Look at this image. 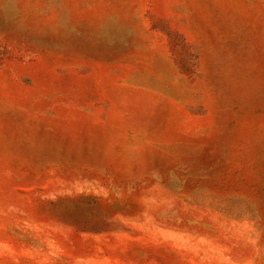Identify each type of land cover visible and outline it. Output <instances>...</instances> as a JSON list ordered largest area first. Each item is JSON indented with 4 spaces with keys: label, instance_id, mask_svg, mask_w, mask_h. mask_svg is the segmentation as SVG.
Listing matches in <instances>:
<instances>
[{
    "label": "rangeland",
    "instance_id": "374dc122",
    "mask_svg": "<svg viewBox=\"0 0 264 264\" xmlns=\"http://www.w3.org/2000/svg\"><path fill=\"white\" fill-rule=\"evenodd\" d=\"M0 264H264V0H0Z\"/></svg>",
    "mask_w": 264,
    "mask_h": 264
}]
</instances>
